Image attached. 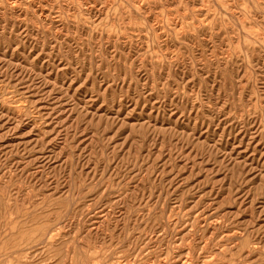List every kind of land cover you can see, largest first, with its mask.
<instances>
[{
    "label": "rangeland",
    "instance_id": "rangeland-1",
    "mask_svg": "<svg viewBox=\"0 0 264 264\" xmlns=\"http://www.w3.org/2000/svg\"><path fill=\"white\" fill-rule=\"evenodd\" d=\"M0 264H264V0H0Z\"/></svg>",
    "mask_w": 264,
    "mask_h": 264
},
{
    "label": "bare ground",
    "instance_id": "bare-ground-1",
    "mask_svg": "<svg viewBox=\"0 0 264 264\" xmlns=\"http://www.w3.org/2000/svg\"><path fill=\"white\" fill-rule=\"evenodd\" d=\"M42 242V241H41ZM43 242H44V240H43ZM208 242V241H207ZM189 250V249H188ZM183 262V261H182Z\"/></svg>",
    "mask_w": 264,
    "mask_h": 264
}]
</instances>
